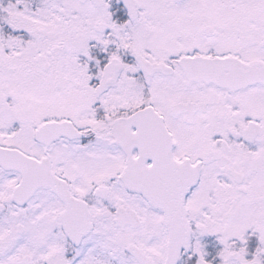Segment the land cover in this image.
I'll return each instance as SVG.
<instances>
[{
    "label": "snow or ice",
    "instance_id": "1",
    "mask_svg": "<svg viewBox=\"0 0 264 264\" xmlns=\"http://www.w3.org/2000/svg\"><path fill=\"white\" fill-rule=\"evenodd\" d=\"M0 264H264V0H0Z\"/></svg>",
    "mask_w": 264,
    "mask_h": 264
}]
</instances>
